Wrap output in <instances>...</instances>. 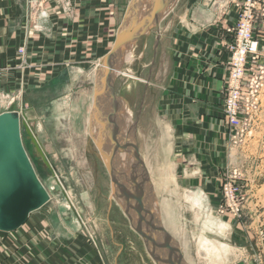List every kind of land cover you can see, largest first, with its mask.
Segmentation results:
<instances>
[{
	"label": "rangeland",
	"instance_id": "1",
	"mask_svg": "<svg viewBox=\"0 0 264 264\" xmlns=\"http://www.w3.org/2000/svg\"><path fill=\"white\" fill-rule=\"evenodd\" d=\"M118 1L116 19L119 25L129 0ZM187 1L181 0L178 9L181 11L185 9ZM231 3V0H213V3L198 0L197 8L199 9L200 5L204 6L202 9L204 12L194 11L195 17L197 20L208 18L209 11L214 14L212 20L214 23L225 14V8L233 5ZM261 8L264 10V2ZM168 19L172 20L173 17H168L163 24H167ZM255 26L261 42L260 60L255 68L256 71L258 67V71L254 74L258 86L255 105L257 110L254 112V120L249 125V134L233 148L238 165L235 168L230 166L232 159L229 155L233 140L227 126L225 167L218 172L217 170L212 172L210 179L207 177L205 180L207 183L203 181L208 187L206 190L210 200H213L212 215L202 218L200 201L195 200L194 194L190 193L194 191L193 182L190 186L182 185L180 198L178 196L171 198L168 194L173 210L182 218L180 226L183 228L184 236L181 238L187 239L188 253L194 264H216L214 259L206 257L204 252L198 253L197 240L201 235L211 238L216 244L225 241L235 249L222 253L218 264H264V16L256 21ZM154 35L142 39L131 53L132 58L128 57V61L122 65V71L134 76V83L126 84L128 78L121 75L116 81V92L127 104L125 119L128 115L131 116L128 119L130 123L139 113L153 59ZM169 36L170 33L165 35L164 46L161 52L158 51L139 120L138 140L142 155L146 142L152 144V140L154 142L158 140L167 124H171L170 118L159 111L163 89L167 87L172 73ZM229 41L227 48L233 42V36ZM79 46L81 45L74 44L76 54L55 68V75L44 76V70L38 66L36 74L21 75L20 81L13 85H9L6 80L5 91L1 92L0 99H5L4 104L0 102L1 114L20 110L18 112L24 111L30 119L29 126L44 150L50 168L38 156L22 126L23 144L51 200L44 208L32 214V219L22 230L9 237L10 240L5 247L4 240H0V264L3 262L13 264L17 259L31 260L36 257L47 264H155L148 255L142 239L131 228L127 217L112 199L108 172L98 157L96 145L93 141L90 144L88 142L94 90L92 74L98 61L84 64L87 61V52H84L86 48L79 51ZM82 46L84 48L86 45ZM81 53L83 55L79 58L78 54ZM21 60L25 68L28 61ZM8 70L10 69H6ZM82 70L84 72L80 73ZM23 98L25 107L19 109L17 106L19 99ZM12 101H15V104L11 105ZM154 142L153 153L157 150ZM170 156V160L176 165L178 179L182 182L198 179L196 176H190L194 171H189V166L187 167L188 157H184L185 155L179 154L178 151ZM152 158L154 165L162 166L164 159L161 154L159 160L155 154H152ZM180 159L183 160L181 164ZM199 177L201 179L202 175ZM203 182L201 188H205ZM226 183L233 185V191L235 189L239 191L238 215H235L234 208L227 209L224 214L221 213L222 191L225 193ZM226 206L227 204L225 208ZM159 209L161 213V204ZM198 213L199 217L196 215ZM161 217L164 221L163 212ZM217 223L230 224L231 228L228 227L226 235L224 229L226 240L216 235V231L212 232ZM29 244L34 246L28 247ZM35 247L37 253L34 251ZM23 248L25 251L21 252ZM44 261L42 262L45 264Z\"/></svg>",
	"mask_w": 264,
	"mask_h": 264
},
{
	"label": "crops",
	"instance_id": "2",
	"mask_svg": "<svg viewBox=\"0 0 264 264\" xmlns=\"http://www.w3.org/2000/svg\"><path fill=\"white\" fill-rule=\"evenodd\" d=\"M208 1L213 3V0H206ZM239 1L231 0L233 5L224 9V17L212 23L214 14L209 11L208 18L196 19L194 11L202 12L204 9L202 5L197 8L198 0H188L182 11L178 9L180 0L168 16L173 19H168L167 24H163L165 20L161 26L162 37L158 51L161 52L165 35L170 33L172 73L167 87L163 89L159 111L170 118L171 124H167L158 140L152 141L156 143L159 153L163 156V164L164 149H168L167 160L174 169L180 192L183 190L182 185L190 186L193 182L194 191L190 193H199L206 204V208L199 205L203 219L212 215L214 207L213 200H210L206 190L208 187L205 180L215 170L218 172L219 169H223L227 162L228 139L227 125L223 119V89L230 59L227 45L229 40H232L229 31L236 24L238 15L236 3ZM118 2V0H0V95L3 90L5 91L6 80L9 85H13L20 81L21 75L36 74L38 66L44 70V76L55 75L54 69L76 54L74 44L81 45L79 51L86 48L84 52H87V61L84 64L88 65L93 61L99 63L111 49V44L113 45L116 38L119 26L116 19ZM145 41L147 42V39ZM82 44L86 46L82 48ZM21 48L25 49L23 59L28 61L25 68L21 63L22 57L18 55ZM83 53L78 54V57L81 58ZM83 72L82 70L80 73ZM7 91L13 92L10 89ZM4 100L0 99V102L4 104ZM14 102L10 104L13 105ZM24 105V98L19 99L17 105L19 109L25 107ZM18 111L20 110L13 112ZM177 151L189 158L187 167L189 166V171H194L190 176H196L198 179L188 182L184 180L186 183L178 179L176 165L170 160V155H175ZM180 160L181 164L183 160ZM202 182L205 188L200 187ZM31 216L28 222L32 219ZM28 222L13 233L0 232V240H4L3 246L8 244L11 235L17 234ZM223 224L226 227V235L228 227L231 226L228 223ZM32 245L29 244L28 247ZM24 251L25 248L21 250ZM22 257L25 258L24 255ZM42 261L44 260L37 257L31 260L25 258L17 259L13 264H44Z\"/></svg>",
	"mask_w": 264,
	"mask_h": 264
},
{
	"label": "water",
	"instance_id": "3",
	"mask_svg": "<svg viewBox=\"0 0 264 264\" xmlns=\"http://www.w3.org/2000/svg\"><path fill=\"white\" fill-rule=\"evenodd\" d=\"M179 1H129L117 28L113 47L98 64L89 116L88 142L90 144L93 141L96 145L98 157L108 172L111 197L142 239L155 264H189L180 243L168 232L162 221L158 197L138 140L139 120L162 37L161 26ZM154 33L153 59L139 113L127 127L124 124L127 104L116 92V81L120 76L117 72L122 68V60L133 52L139 42ZM134 80L130 78L125 82L130 85ZM29 122L24 111L0 114V232L3 233L20 229L31 214L44 208L51 200L23 144L22 126L36 153L49 167L44 150ZM125 161L128 165L126 171L122 167Z\"/></svg>",
	"mask_w": 264,
	"mask_h": 264
},
{
	"label": "built area",
	"instance_id": "4",
	"mask_svg": "<svg viewBox=\"0 0 264 264\" xmlns=\"http://www.w3.org/2000/svg\"><path fill=\"white\" fill-rule=\"evenodd\" d=\"M263 0H240L236 3L238 8L237 21L229 31L233 36V42L229 45L230 59L227 65V77L223 89V119L231 131L232 148L229 158L235 168L238 159L233 148L238 141L249 134V125L254 120V112L257 110L256 93L258 86L254 78L260 60L261 42L256 33V21L264 16ZM18 55L24 57L25 49L18 50ZM261 71L262 68H259ZM222 191L221 213L227 209H235V215L239 213L240 194L238 189L233 191V185L226 183ZM225 204H227L225 208Z\"/></svg>",
	"mask_w": 264,
	"mask_h": 264
},
{
	"label": "bare ground",
	"instance_id": "5",
	"mask_svg": "<svg viewBox=\"0 0 264 264\" xmlns=\"http://www.w3.org/2000/svg\"><path fill=\"white\" fill-rule=\"evenodd\" d=\"M114 42H115V39H114ZM112 47H113V45H112ZM112 47H111V49H112ZM128 57L132 58V54L131 53L128 54L122 60V62L128 61V59H129ZM99 63H97L96 66L94 67L92 81L95 78L96 71H97V68H98V64ZM117 74L118 75H121V76H124V77H127L128 79H130V78L135 79L134 76H132V75H130V74L122 71V69H120L117 72ZM125 106H127V105H125ZM125 115H126V111H125ZM130 118H131V116H129V115L126 117V119H125V116H124V124L127 127H129L130 124H131L128 121V119H130ZM145 146H146V148L143 149L145 154L143 153V156H144V159L146 161V165L148 167V171L150 173V177H151V180L153 182L154 189H155L156 195L158 197L159 204H161V210L163 212L164 221H165L164 224H165L167 230L173 235V237L175 239L176 238L178 240L180 239L179 240L180 241L179 243H180L181 248L183 250L184 257L186 258V260L188 261V263L189 264H194L193 263V260L191 259L190 255L188 253L189 243H188L187 239L181 238V236H184L183 228H181V226H180L181 225V222H180V218L181 217L179 218V216H177V213L175 212V210H173L172 201L168 197V194H170L171 195V198L173 196H175V197L178 196L180 198V189H179V185L177 183L176 176L174 174V169L168 163V160H167L168 159V155H167L168 149H164V151H165V163L162 164V166H159L157 164L154 165V163H153L152 154H155L157 156V160H159V156H160V153H159V150L158 149L155 151V153H153V151H152L153 150V141H152V144H149L148 142H146V145ZM127 166L128 165H127V163L125 161L123 163V166H122L125 169V171L128 170V167ZM194 196H195V200L200 201V204L202 205V207H205L206 208V204H205V201L203 200L202 196H200L199 193L194 194ZM173 202H175V201H173ZM196 215L198 216L199 213L196 214ZM30 216L28 217L26 223L28 222ZM181 216H182V214H181ZM24 225H22V226H24ZM224 229L226 230V227H225V225L223 223L222 224L217 223V226H215V228L212 229V232L213 231H216V233H217L216 235H219L222 239L226 240L225 237H224L225 236L224 235ZM218 242H220V241H218ZM221 243L220 244H216L211 238H207V237L201 235L198 238V240H197V246H198V251H199L198 253L200 254L201 252H204V254H205L206 257L213 258L214 261H215V263L218 264L219 261H220V259H221L222 253H225V252L227 253V252H231L232 250H235V249H233V247L230 244L225 243V241H223V242L221 241ZM219 245H221V246H219Z\"/></svg>",
	"mask_w": 264,
	"mask_h": 264
}]
</instances>
